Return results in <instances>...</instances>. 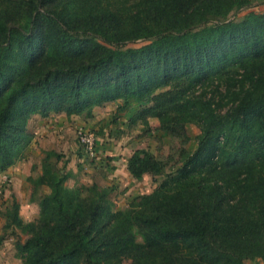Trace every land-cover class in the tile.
I'll use <instances>...</instances> for the list:
<instances>
[{
	"label": "trees",
	"instance_id": "16d2710c",
	"mask_svg": "<svg viewBox=\"0 0 264 264\" xmlns=\"http://www.w3.org/2000/svg\"><path fill=\"white\" fill-rule=\"evenodd\" d=\"M250 7L0 0V174L23 159L34 115L92 119L117 103L133 127L153 118L184 143L188 125L199 130L169 172L167 159L131 154L133 179H162L123 210L107 188L67 187L59 156L45 152L31 181L49 189L37 221L25 223L18 204L6 215L27 235L15 246L23 264L264 262V10L235 19Z\"/></svg>",
	"mask_w": 264,
	"mask_h": 264
},
{
	"label": "rangeland",
	"instance_id": "374dc122",
	"mask_svg": "<svg viewBox=\"0 0 264 264\" xmlns=\"http://www.w3.org/2000/svg\"><path fill=\"white\" fill-rule=\"evenodd\" d=\"M258 5L255 0H252L251 7L246 9L247 11L243 10L238 13L235 19H242L243 15L248 13V10L254 9L257 11ZM259 8H264V6ZM140 45H142L141 42H136L128 47L136 48ZM114 104L116 105L107 104L102 108H97L96 116L92 119L79 117L75 119L73 126L68 122L69 128H72L73 137L71 141H68V145L58 146L59 153L56 154L59 156V169L62 168L64 173H69V177L65 182L67 187H89L96 184L100 189L107 188L110 190V199L114 203L116 210H123L134 199L155 190L162 179V177L152 179L146 175L142 180L137 181L139 183L136 184L134 181L131 182V178L125 175L123 182H117V176H121L122 173V165L127 164L131 154L137 149L148 150L155 157L168 160L166 170L169 172L178 165L181 149H188L189 151L195 149V137L199 134V130L196 126L188 125L186 127L188 141L184 143L183 139L172 138L167 133L159 130V123L153 118L148 121L149 128L144 129L141 125L130 126L128 113H125L124 110H119L117 103ZM132 112L129 111V113ZM35 116L36 119L42 118L39 115ZM36 123L34 122L33 125ZM79 127H83V129L95 135L96 157L92 161L88 159L83 148L78 143L76 131ZM114 168L119 170L114 172ZM9 186L2 185L0 176V190L2 191L0 195V264H23V259L18 256L15 246L16 242H23L27 235L19 229L6 228V224H8V220H6L7 212L14 204H18L14 195L9 192ZM41 195H43L42 189L36 193V197ZM31 211H33L31 205L25 208V213L30 214L32 213ZM18 213H20V206ZM37 218L38 215L30 222L37 221ZM21 219L23 220V218Z\"/></svg>",
	"mask_w": 264,
	"mask_h": 264
},
{
	"label": "crops",
	"instance_id": "0c3cea01",
	"mask_svg": "<svg viewBox=\"0 0 264 264\" xmlns=\"http://www.w3.org/2000/svg\"><path fill=\"white\" fill-rule=\"evenodd\" d=\"M250 1L252 2V0ZM255 2L257 3V5L259 4L257 6V11L264 10V8H259L260 6H264V0H255ZM109 104L116 105L114 103ZM97 108H94L93 110V118L96 116ZM35 117V115L32 116L28 121L27 129L28 133L32 137V141L28 149L26 150L23 159L15 163L5 171V173L8 174L11 178L9 192L14 195L18 205L20 206L19 216L23 218L25 222H30L33 218H36L39 213L38 204L41 196H39L40 198L36 197V193L41 189L43 191V194L49 193V189L44 186L37 188L36 190L31 182L32 180L38 178L42 173L41 161L42 158H44L45 152L53 151L55 153H59V150L57 149L58 146H64V144L68 145V141H71L73 137L72 128H69L68 122H70V125L73 126V122L75 121V119L79 118L77 116L68 118L65 114H51L47 118L39 119H36ZM34 122L37 123L33 125ZM121 169V176L123 174L124 175L122 177L117 176V182H123L122 180L124 176L127 175V177L131 178V180L129 178L131 182L134 181V183L136 184L139 183L137 182V180L133 179L130 176L129 172L127 171V164H125L124 166L122 165ZM118 170V168H114V172H117ZM30 205L32 206L33 211H31L32 213L27 214L25 213V208H28ZM246 264H264V262H262L261 260H255L249 261Z\"/></svg>",
	"mask_w": 264,
	"mask_h": 264
},
{
	"label": "built area",
	"instance_id": "2783aa9c",
	"mask_svg": "<svg viewBox=\"0 0 264 264\" xmlns=\"http://www.w3.org/2000/svg\"><path fill=\"white\" fill-rule=\"evenodd\" d=\"M76 137L79 145L83 148L86 156L90 161L96 157V138L95 135L83 128H78L76 131ZM2 185L9 186L11 184V178L5 172L1 175ZM2 191L0 190V195Z\"/></svg>",
	"mask_w": 264,
	"mask_h": 264
}]
</instances>
